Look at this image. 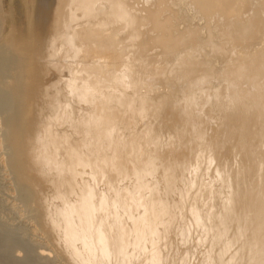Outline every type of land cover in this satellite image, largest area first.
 I'll return each mask as SVG.
<instances>
[{
    "label": "bare ground",
    "instance_id": "1",
    "mask_svg": "<svg viewBox=\"0 0 264 264\" xmlns=\"http://www.w3.org/2000/svg\"><path fill=\"white\" fill-rule=\"evenodd\" d=\"M53 1L1 42L0 101L10 167L68 262L189 264L200 245L198 264H264V0ZM33 63L68 77L37 89Z\"/></svg>",
    "mask_w": 264,
    "mask_h": 264
},
{
    "label": "rangeland",
    "instance_id": "2",
    "mask_svg": "<svg viewBox=\"0 0 264 264\" xmlns=\"http://www.w3.org/2000/svg\"><path fill=\"white\" fill-rule=\"evenodd\" d=\"M141 1L142 0H140V2ZM144 1L145 0H143L142 2L144 3ZM44 4L46 5L48 10L50 9L49 11H51L55 5L53 0H48L47 3L44 2L43 0H31V1L30 0H0V7H1L0 8V45L2 46V43L5 42L6 39L8 40L10 36L12 38L15 36L16 37H22L25 34H27L28 31L31 29L29 27L30 26L29 24H31L32 22L33 23L39 22V20H40L39 16L40 15L38 12V9H39L38 7H40L41 5L44 6ZM142 4L139 3V5H142ZM3 18H4V20H3ZM196 21L198 23H200L198 18L195 20V22ZM28 22H30V23L28 24ZM201 22H202V20H201ZM20 32L22 33V35ZM154 50L155 49H153V52H154V54H156V50L155 51ZM0 62H1V55H0ZM1 63H4V64H1ZM1 63L0 64L2 66H0V69H1L0 70L1 71L0 72V81L2 83H0L1 84L0 86L4 89L3 85L10 82L9 75H10L11 70L12 71L14 70V66H12V64L10 65L9 62H8L9 65L7 66V62L5 64V61H2ZM34 65L37 66V67L35 66L37 68V70H36V68L33 67ZM34 65L32 66V69L33 68L34 69L31 71L33 73L32 76H33V78L34 77L37 78V76L40 75L38 77V80H40V81L42 80V81L38 82V80L36 78H34V80L32 78V81L28 80V82L29 83L30 82L33 83L34 81H35L34 83L37 82L36 83L37 89L38 88L41 89V87L42 88L46 87V84H43V83H45V82L47 83L50 80L56 79L58 73H55V75H56L55 76L54 72L51 71L50 75H48V74L44 75V73H42L40 71V66L37 63ZM4 67H6V68L4 69ZM6 70H8V71H6ZM35 71H38V72L40 71L39 75H37L38 72H35ZM65 71L66 70L62 71L61 76L60 75H58V76H60L62 78H64V77L67 78L68 73H66ZM7 72H8V75H7ZM51 75H52V77H51ZM41 76H42V79H39V78H41ZM66 78H64V79H66ZM38 83L39 84L41 83L43 85H40V87H39ZM1 91L2 90H0V99H1L2 93H3ZM1 101H0V106H1L0 107V264H33L34 261H37L36 263H41V264H71L70 262H68V260L66 258L67 257V254L65 251L66 248H65L63 241L61 239H57L59 236L57 234H55L54 232H53L54 235H52V234L48 235V233L46 232L47 228L46 229L43 228L44 226H47V225L44 224L45 222L40 223L41 221H39V218L35 214L36 210H35V213L33 210V208L35 209V207H34L35 205L30 204L26 201L24 194H23V191L20 189V185L18 184L17 179L15 178V174L10 167L11 151H10V148L8 147V144H7V122L5 119L6 118L5 105H4V102L3 101L1 102ZM2 103H3V105H1ZM31 115H32V113H31ZM31 115H28L29 120L32 118ZM27 120H28V117H27ZM141 120H140L141 122H137L138 124L136 123V125H140V127H141L142 122H144V121L146 122L148 120V118L141 119ZM144 124H143L142 128H144ZM140 127L136 126L137 129H141ZM205 172H206V170H205ZM209 173H208V175H211V173L210 174ZM32 174H35V173H32ZM202 174L205 175V173H201V176H202ZM186 175L188 176V174H186ZM190 175H192V174H190ZM86 176H87V174L84 175V177L83 176H81V177L85 178ZM210 177L211 176H209V178ZM37 178H38V183H41L38 176H37ZM86 178H88V176ZM200 178H204V176H202ZM207 178L208 177H206V179L204 178V180H205L204 182L210 181ZM129 179H130V181H132L131 180L132 178H129ZM121 180H120V182H121ZM125 180L126 179H124V182H125ZM128 180H127V182H128ZM200 180H202V179H200ZM45 182L46 181L43 180V182L41 184V188H42L41 193L42 194L44 193L43 195L47 198L48 204L50 203L52 206L53 205L55 206V204L59 203L58 199L55 198L56 200L54 202H56V203L52 204L53 202L51 201L52 199H51V196H49V193H51L53 187H50L51 184H49L48 181H47V183H45ZM122 183L119 185L124 186V183L123 184ZM128 183L130 184L132 182H128ZM99 184H98V188L99 189L101 188V190H104L105 184L104 183H103L104 185L103 184L99 185ZM17 185H19V186H17ZM47 185L49 187H47ZM125 185H127V183ZM102 187L104 189H102ZM46 191L48 194L46 193ZM53 191L50 194V195H52V197L54 196ZM172 197L177 198L178 195L175 194V195H172ZM51 205L49 208H54ZM194 229H196V228H194V227L192 228V231H191L192 234H190V237H192L193 240H196V238L194 239V236L197 237V235L193 236V232H196V231H193ZM198 230L196 233H198L200 231V230L199 231ZM173 235L174 234H171V236H173ZM176 237L177 236L173 237L174 240ZM56 239L58 240V242L56 241ZM178 239H177V245L180 244V241ZM190 240H191V238H190ZM196 241H198V239ZM56 242L58 243L59 246L57 245ZM59 242H62L63 245H61L62 243H59ZM181 243L182 244H180V246L181 245L184 246L183 245L184 243L182 241H181ZM191 243L192 242H190L188 244L191 245L190 247L192 248L193 247L192 245H194V242L192 244ZM202 243L203 244L205 243L206 246L208 244L207 242H202ZM197 244H198V242H197ZM197 244H195L194 247ZM189 245H186V246H189ZM198 246L201 249V246L200 245H198ZM57 247H58V250H57ZM185 247H183V248H185ZM183 248H181V250ZM197 248H196V251H197ZM200 249L197 251L196 254L194 253L195 252L194 251L193 252L194 255H190V259H191V256H193V258L197 259V261H198V259L200 260L202 258L201 255L205 254V252L204 251L201 252L202 249L201 250ZM199 251L202 253L200 255V257L198 256L200 253ZM195 256L197 258H195ZM60 257H63V258H60ZM194 259H193V261L190 260L191 264H192V262L194 264L197 263V261ZM190 262L188 261L189 264H190ZM36 263L34 262V264H36ZM198 263H199V261H198ZM135 264H137V262Z\"/></svg>",
    "mask_w": 264,
    "mask_h": 264
}]
</instances>
